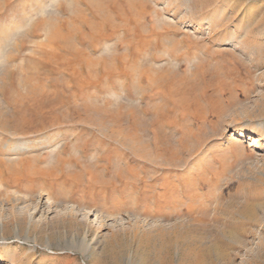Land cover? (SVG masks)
<instances>
[{"label": "rangeland", "instance_id": "1", "mask_svg": "<svg viewBox=\"0 0 264 264\" xmlns=\"http://www.w3.org/2000/svg\"><path fill=\"white\" fill-rule=\"evenodd\" d=\"M0 264H264V0H0Z\"/></svg>", "mask_w": 264, "mask_h": 264}, {"label": "bare ground", "instance_id": "2", "mask_svg": "<svg viewBox=\"0 0 264 264\" xmlns=\"http://www.w3.org/2000/svg\"><path fill=\"white\" fill-rule=\"evenodd\" d=\"M44 9V8H43ZM46 9V8H45ZM48 9V8H47ZM43 12L45 11V10H42ZM47 12V11H46ZM29 222H28V224H30L31 223V221H32V217L30 216V218H29V220H28Z\"/></svg>", "mask_w": 264, "mask_h": 264}]
</instances>
